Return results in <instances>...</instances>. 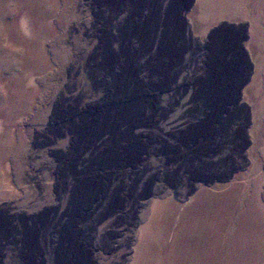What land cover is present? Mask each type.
I'll return each instance as SVG.
<instances>
[{
	"label": "rangeland",
	"instance_id": "obj_1",
	"mask_svg": "<svg viewBox=\"0 0 264 264\" xmlns=\"http://www.w3.org/2000/svg\"><path fill=\"white\" fill-rule=\"evenodd\" d=\"M0 213V264H264V0H0Z\"/></svg>",
	"mask_w": 264,
	"mask_h": 264
},
{
	"label": "flooded vegetation",
	"instance_id": "obj_2",
	"mask_svg": "<svg viewBox=\"0 0 264 264\" xmlns=\"http://www.w3.org/2000/svg\"><path fill=\"white\" fill-rule=\"evenodd\" d=\"M218 49H219V47H217ZM229 56V55H228ZM3 214V213H2ZM2 214L0 213V220L2 219ZM6 214H8L7 216V219H5L7 222H9L10 224H15V222L16 221H19V223H22V225L24 224V223H26L27 225H28V219H27V217H24V216H22V215H20L19 217H14V216H12V215H9V213H7L6 212ZM22 218H24L25 219V221H23L22 220ZM24 226V225H23ZM18 232H19V230H18ZM19 235H21L22 236V234L21 233H19ZM6 243H7V245L6 246H4V244L5 243H3L2 242V250H6L7 251V249L9 248L8 246L9 245H11L12 244V242L10 243L9 241H6ZM18 244V243H17ZM52 244H54V240H53V242H52ZM14 246V247H13ZM13 246H10L12 249H11V252L13 253V254H15V258H16V260L17 261H15V263L14 264H28V262L24 259V257H23V255H24V250H22V251H20V249H19V246H16V245H13ZM16 246V247H15ZM52 247H53V245H52ZM53 249V248H52ZM52 252V251H51ZM4 258L6 257V255H4L3 256ZM59 258H61V256L59 255L58 256Z\"/></svg>",
	"mask_w": 264,
	"mask_h": 264
}]
</instances>
